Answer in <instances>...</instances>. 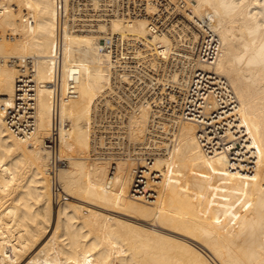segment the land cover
I'll return each mask as SVG.
<instances>
[{
	"label": "bare ground",
	"instance_id": "6f19581e",
	"mask_svg": "<svg viewBox=\"0 0 264 264\" xmlns=\"http://www.w3.org/2000/svg\"><path fill=\"white\" fill-rule=\"evenodd\" d=\"M197 69L238 102L215 155L182 115ZM0 264H264V0H0Z\"/></svg>",
	"mask_w": 264,
	"mask_h": 264
},
{
	"label": "built area",
	"instance_id": "2783aa9c",
	"mask_svg": "<svg viewBox=\"0 0 264 264\" xmlns=\"http://www.w3.org/2000/svg\"><path fill=\"white\" fill-rule=\"evenodd\" d=\"M220 39L217 34L211 30L205 35L204 41L201 45V54L200 60L202 63L210 64L212 66L215 65L216 61L218 60L220 54ZM54 72H53V82L51 84V88L53 91V101L55 104V108L60 105L62 101V81H63V65H62V45L60 41L57 44L56 51L54 54ZM133 75V74H132ZM29 89H32L29 92V97L27 98V104L31 108L29 112L33 113L30 114L31 116L34 115L36 111V101L35 99V82H32L34 79V73L30 78ZM77 80L78 77L76 74L71 76L68 80V87L65 92L64 100H70L76 95L77 89ZM220 82V83H219ZM214 83H218L215 85ZM228 81L225 78L218 76L215 71L209 70H195L193 76L192 87L189 92L183 96L185 99V104L182 110V115L185 120L188 121H199V125L201 127V138L200 142L203 145V149L209 155H215L216 151L221 152L222 149L214 146L207 142L206 135L208 137L215 136V128L210 127L209 123H212L218 112L227 111L230 108H238V102L236 103L237 99L235 98V94L233 93L232 89L228 87ZM21 95V96H20ZM22 92L19 93L18 99L22 98ZM212 97V98H211ZM186 100L191 101L186 102ZM21 101V100H20ZM192 101H195L194 103ZM24 102V101H22ZM215 107V108H213ZM205 108L211 110L212 114L211 117L205 114ZM33 121L35 119H32ZM195 122V121H194ZM57 115L55 113V124L54 130L52 132L51 137L47 140V147L51 152L56 154L57 147H58V132H57ZM224 130H222L223 132ZM221 132V129L218 130V133ZM105 135V133L103 134ZM215 151H214V150ZM213 153H210L212 152ZM54 155H52L53 157ZM63 162H60L58 158L53 157L51 158L50 164V178H51V190H52V197L56 204H59L65 201L67 196L65 195L60 179H59V169L62 167ZM158 180V179H157Z\"/></svg>",
	"mask_w": 264,
	"mask_h": 264
},
{
	"label": "rangeland",
	"instance_id": "374dc122",
	"mask_svg": "<svg viewBox=\"0 0 264 264\" xmlns=\"http://www.w3.org/2000/svg\"><path fill=\"white\" fill-rule=\"evenodd\" d=\"M56 207H57V204H56Z\"/></svg>",
	"mask_w": 264,
	"mask_h": 264
}]
</instances>
